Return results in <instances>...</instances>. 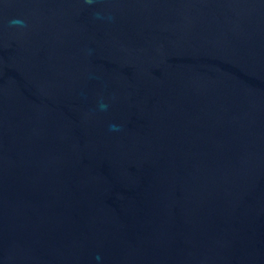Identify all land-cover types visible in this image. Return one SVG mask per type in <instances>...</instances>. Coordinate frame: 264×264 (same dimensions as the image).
Here are the masks:
<instances>
[{"label": "water", "instance_id": "1", "mask_svg": "<svg viewBox=\"0 0 264 264\" xmlns=\"http://www.w3.org/2000/svg\"><path fill=\"white\" fill-rule=\"evenodd\" d=\"M0 264H264V0H0Z\"/></svg>", "mask_w": 264, "mask_h": 264}, {"label": "clouds", "instance_id": "2", "mask_svg": "<svg viewBox=\"0 0 264 264\" xmlns=\"http://www.w3.org/2000/svg\"><path fill=\"white\" fill-rule=\"evenodd\" d=\"M12 23H23V21H20V20H13ZM96 259H97L98 261L101 260V257H100L99 254H97Z\"/></svg>", "mask_w": 264, "mask_h": 264}]
</instances>
